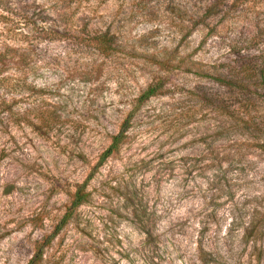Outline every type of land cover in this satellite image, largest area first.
Listing matches in <instances>:
<instances>
[{
  "label": "rangeland",
  "instance_id": "1",
  "mask_svg": "<svg viewBox=\"0 0 264 264\" xmlns=\"http://www.w3.org/2000/svg\"><path fill=\"white\" fill-rule=\"evenodd\" d=\"M213 1L3 0L0 264H27L90 175L36 264H264L263 6Z\"/></svg>",
  "mask_w": 264,
  "mask_h": 264
},
{
  "label": "trees",
  "instance_id": "2",
  "mask_svg": "<svg viewBox=\"0 0 264 264\" xmlns=\"http://www.w3.org/2000/svg\"><path fill=\"white\" fill-rule=\"evenodd\" d=\"M228 5V8L230 10H236L239 8H244V6H248V10H256L257 7L263 6V9L261 12L257 13L258 17H260V27L259 29H256V33L258 31H262L264 29V0H221V1H213L210 5L205 7V12L209 15L215 13L220 8H226ZM7 8L6 3L3 2V0H0V16H2L3 13H5ZM255 33V34H256ZM254 34V38L251 39V41L256 42L255 39L259 34ZM109 33H100L98 35H95L93 38H91V43L93 44L94 48L97 50V52L100 55L107 56L109 54H112L113 52H118L117 50L121 47V44H118L116 41H114V37H109ZM3 53L0 52V62H4ZM248 72L255 76L258 79H262L264 81V61H261L253 67L251 70L248 66ZM264 86V82L262 87ZM158 94V87L155 85H150L145 91L140 93L138 97L135 99V105L134 107L128 112L126 118L122 121L120 125V129L118 132L111 138V142L108 145V147L100 154L99 160L97 164L95 165L96 170L98 167L102 166L103 163L114 153H116L120 147V145L123 143L126 133L130 128L131 121L137 112V110L140 108V106L146 102L151 97ZM90 175L87 179H91ZM87 181L83 184L79 185L70 201V205L68 206V209L64 216L62 217L60 223L55 227L54 231L44 239V241L37 243L35 247V253L33 257L29 260L27 264H36L43 256L44 248L50 244V242L58 235V233L61 231V229L64 227V225L67 223L69 218L71 217L72 212L84 204L87 200L88 193L85 191L87 187Z\"/></svg>",
  "mask_w": 264,
  "mask_h": 264
}]
</instances>
